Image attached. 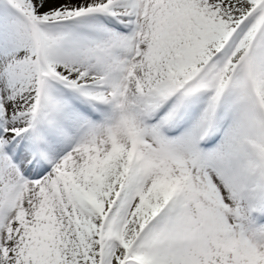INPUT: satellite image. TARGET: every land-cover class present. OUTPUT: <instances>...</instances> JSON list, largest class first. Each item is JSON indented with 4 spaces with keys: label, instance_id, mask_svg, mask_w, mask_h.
Masks as SVG:
<instances>
[{
    "label": "snow or ice",
    "instance_id": "snow-or-ice-1",
    "mask_svg": "<svg viewBox=\"0 0 264 264\" xmlns=\"http://www.w3.org/2000/svg\"><path fill=\"white\" fill-rule=\"evenodd\" d=\"M0 264H264V0H0Z\"/></svg>",
    "mask_w": 264,
    "mask_h": 264
}]
</instances>
